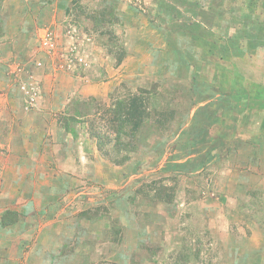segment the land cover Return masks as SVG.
Listing matches in <instances>:
<instances>
[{"label":"rangeland","instance_id":"1","mask_svg":"<svg viewBox=\"0 0 264 264\" xmlns=\"http://www.w3.org/2000/svg\"><path fill=\"white\" fill-rule=\"evenodd\" d=\"M0 264H264V0H0Z\"/></svg>","mask_w":264,"mask_h":264},{"label":"trees","instance_id":"2","mask_svg":"<svg viewBox=\"0 0 264 264\" xmlns=\"http://www.w3.org/2000/svg\"><path fill=\"white\" fill-rule=\"evenodd\" d=\"M141 90V89H140ZM141 92L149 93L147 90H141L138 94H131L124 104L118 109L116 116L110 118L113 131L116 137L125 134L128 140H133L140 130V127L150 117L148 111V100Z\"/></svg>","mask_w":264,"mask_h":264}]
</instances>
